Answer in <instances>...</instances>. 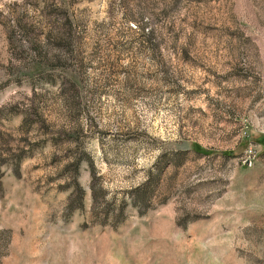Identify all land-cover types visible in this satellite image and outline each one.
<instances>
[{
	"label": "rangeland",
	"instance_id": "374dc122",
	"mask_svg": "<svg viewBox=\"0 0 264 264\" xmlns=\"http://www.w3.org/2000/svg\"><path fill=\"white\" fill-rule=\"evenodd\" d=\"M0 264H264V0H0Z\"/></svg>",
	"mask_w": 264,
	"mask_h": 264
},
{
	"label": "trees",
	"instance_id": "16d2710c",
	"mask_svg": "<svg viewBox=\"0 0 264 264\" xmlns=\"http://www.w3.org/2000/svg\"><path fill=\"white\" fill-rule=\"evenodd\" d=\"M62 91L67 94H71V97L78 98V84H79V76L77 74L65 75L62 77ZM77 88V89H76ZM198 154H201L199 151H195Z\"/></svg>",
	"mask_w": 264,
	"mask_h": 264
}]
</instances>
